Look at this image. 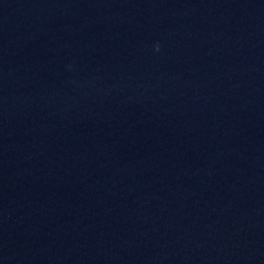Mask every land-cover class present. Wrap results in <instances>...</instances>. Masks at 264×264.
I'll return each instance as SVG.
<instances>
[{"label": "water", "instance_id": "water-1", "mask_svg": "<svg viewBox=\"0 0 264 264\" xmlns=\"http://www.w3.org/2000/svg\"><path fill=\"white\" fill-rule=\"evenodd\" d=\"M99 0H0V264H108Z\"/></svg>", "mask_w": 264, "mask_h": 264}, {"label": "clouds", "instance_id": "clouds-1", "mask_svg": "<svg viewBox=\"0 0 264 264\" xmlns=\"http://www.w3.org/2000/svg\"><path fill=\"white\" fill-rule=\"evenodd\" d=\"M154 47H156L157 49L159 48V43H156L155 45H154Z\"/></svg>", "mask_w": 264, "mask_h": 264}]
</instances>
